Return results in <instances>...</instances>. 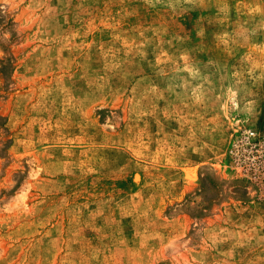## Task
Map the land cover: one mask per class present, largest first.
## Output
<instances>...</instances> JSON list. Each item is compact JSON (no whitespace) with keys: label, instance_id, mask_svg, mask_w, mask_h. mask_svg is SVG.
I'll list each match as a JSON object with an SVG mask.
<instances>
[{"label":"rangeland","instance_id":"obj_1","mask_svg":"<svg viewBox=\"0 0 264 264\" xmlns=\"http://www.w3.org/2000/svg\"><path fill=\"white\" fill-rule=\"evenodd\" d=\"M0 264H264V0H0Z\"/></svg>","mask_w":264,"mask_h":264},{"label":"bare ground","instance_id":"obj_2","mask_svg":"<svg viewBox=\"0 0 264 264\" xmlns=\"http://www.w3.org/2000/svg\"><path fill=\"white\" fill-rule=\"evenodd\" d=\"M137 176V175H136Z\"/></svg>","mask_w":264,"mask_h":264}]
</instances>
